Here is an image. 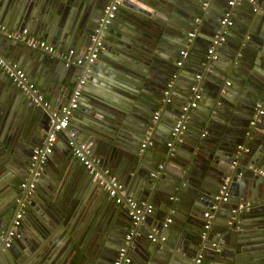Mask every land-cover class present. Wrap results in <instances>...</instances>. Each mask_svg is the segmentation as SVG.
<instances>
[{"label":"water","instance_id":"1","mask_svg":"<svg viewBox=\"0 0 264 264\" xmlns=\"http://www.w3.org/2000/svg\"><path fill=\"white\" fill-rule=\"evenodd\" d=\"M24 1L0 0V23L8 31L23 25L26 33L61 48L75 47L78 53L88 48V37L106 3L65 0L59 8L60 0H37V6L41 1V8L47 4L48 10L45 16H34L26 7L22 10ZM141 1L152 13L129 10L124 20L116 18L122 24L119 32L110 22L98 57L87 67V82L117 86L121 100L110 103L97 94L80 95L76 114L58 133L66 148L52 169L55 175L76 167L71 149L83 144L102 179L109 183L115 175L113 181L122 180L130 192L121 195L117 189L119 206L111 200L109 209L91 224L90 219L82 226L73 225L84 199L79 189L60 199L42 188L40 172L54 177L46 168L52 154L39 166L32 164L30 156L35 146L43 144L50 109L36 105L31 92L15 96V86L0 71V106L11 98L14 104L20 102L18 115L22 108L25 112L19 126L17 121L9 122L7 113L0 115V264L40 260L42 250L57 238L63 241L56 251L58 264H113L121 247L129 257L128 263L121 264H191L198 255L201 264H264V234L250 230L258 223L256 205L238 207L249 198L250 187H259L264 198V181L253 171L264 170V112L254 127L248 126L264 84V47L256 45L264 32V15L252 8L254 4L264 7V0H237L232 6L227 0ZM226 12L233 13L231 24L207 56L212 40L222 36L218 22ZM124 25L133 33L125 31ZM189 32L192 37H187ZM26 48L32 49L0 33V58L7 65L19 64L17 58ZM32 50L41 55L36 60L43 65L42 72L52 79L56 75L59 91L68 90L75 81L73 71L79 74L83 69ZM196 93V105L183 112L184 130L171 137L181 108ZM162 98L167 108L176 98L178 107L170 114L166 108L161 110L150 131L152 143L140 147L148 119ZM169 141L172 150L166 145ZM237 146L246 151L236 154ZM154 148L160 152L155 157ZM87 173L77 174L79 186L90 183L92 175L88 173V178ZM223 180H227L225 201L215 198ZM126 198L138 205L148 203L152 211L131 225ZM19 209L24 210V221L5 247L7 230ZM166 218L170 221L162 226ZM88 236L91 244L76 256L79 237ZM52 246L51 254L56 249Z\"/></svg>","mask_w":264,"mask_h":264},{"label":"crops","instance_id":"2","mask_svg":"<svg viewBox=\"0 0 264 264\" xmlns=\"http://www.w3.org/2000/svg\"><path fill=\"white\" fill-rule=\"evenodd\" d=\"M105 1H107V0H104V2ZM245 1L247 3H250L248 0H245ZM64 2H65V0H60L61 4L58 3L57 6L60 8L64 4ZM123 3H125L126 5ZM18 4H20L19 0H18ZM121 4H123V5L119 6L115 17L111 21L112 23H114V25L112 27L114 31L119 32L120 28L122 27V24L120 23V21H117L116 18H120V19L124 20L125 15L128 14L129 10L130 11L133 10V12H139V11H134V9L138 8V9L147 11L149 13H152L150 8H147L148 7L147 4L143 3L141 0H123ZM256 5H259V4H256ZM25 7H26V10L27 11L29 10L30 12H32L34 14V16H41V14H43L45 16V13L47 14V10H48L47 4L46 5L43 4V6L41 8V1L37 6V0H36V4H35V0H25L23 3V6H22V10ZM256 13H258V12H256ZM261 14L264 15L263 13H261ZM124 26H123V28H126L125 31H128V33L132 32V29L130 27H128V26L124 27ZM22 29H25L27 32V28H25L23 25L18 30H11V31H22ZM167 29H169V28H167ZM27 34L34 36V37H37L33 33H27ZM200 36H201V38L205 37V35H203L201 33H200ZM187 37H188V35H187ZM257 40H259V42L256 43V45L258 47H260V44H261V46L264 47V32H262V35H259V37H257ZM54 46L58 49H65V48H63V47L61 48L60 46H57V45H54ZM86 50H87V47H86V49H84V51L82 53L86 52ZM75 52L78 55L82 54V53H78L77 51H75ZM37 54H39V53H37L36 51H33L32 49L26 48L20 54V57L17 58L18 59L17 61L19 62V64L16 63V65L13 64V66H15L18 69H21L25 73L28 80L33 83L35 93L40 95L42 97V99L47 101L49 109H58V107H61L62 105H64L63 103L68 100L73 84L71 83L70 88L68 90H65V92H62L61 90L59 91V85H58L57 80L55 78L56 75H54V79H52L49 77L50 73L44 74V72H42L41 69H43V65H41L39 62H37V60H36ZM39 56H41V55L39 54ZM27 72L30 73L29 76H27ZM73 72H72V74H74L73 75L74 80H76L79 77V75H81L82 70H80L79 74H78L77 70H74ZM205 73H207V72H205ZM118 89L119 88L115 85L106 87L103 84H101L99 81H91V82L88 81L87 82V75H86V81L81 88L80 95L88 98V97H92L93 94H97L101 98H103L104 100H106L110 103H113V102H119L121 100V94L119 93ZM199 90L203 91L204 89L200 87ZM61 92H62V94H61ZM14 93H15V96H17V94H19L21 96V94L23 92L18 90L15 87ZM79 98H80V96H79ZM175 99L176 98H173V99L171 98L170 103H168V108L165 107V105H166L165 104L166 103L165 98L160 99L159 102H156L157 107L155 108L154 111H158L159 115H160L161 110L166 108V112L168 114H170L169 111L172 112V110L174 108L178 107L177 106L178 103L176 102ZM7 101L8 100H6V102ZM13 101L14 100L10 98L9 103H7L6 105H5V103L1 104L0 115L5 116L7 113V118L9 120V122L17 121V124H18L20 121L23 120V116H25V112L23 111V108H22L20 114L18 115L20 102H16L14 104ZM7 105L9 106V109L6 108ZM78 105H79V103H78ZM77 108L72 112L70 118L74 114H76V112L78 110ZM3 112H4V114H3ZM151 116L148 119L149 124H151V122H150ZM69 124H70V121H68V125ZM19 125L20 124H18V126ZM9 126L10 125L8 124L5 127V133H7ZM204 133H205V131L200 133L199 136L201 137L202 135H204ZM43 135H44V132H43ZM57 140H58V142H57L58 145H55L54 149H52L51 153L48 154V155L52 154V159L48 161V165H47L48 167H46V168H49L51 170L50 172L54 175V177H52L48 173H45V176H44V174L41 175L42 173L40 172L39 175L42 176V182H43V183H41V186L46 191L52 190V192H54L53 194L57 195V198H60V199L63 197L70 196V192H72V190L76 191L79 189V191L82 193L81 197H82V199L84 197V199L81 201L79 210L77 211V213H75L74 219H76V220H74L73 225L82 226L81 224L84 222V220L89 221L90 219H91V221H90V224H91V222L96 221V219L98 218V215L105 213L107 208L109 209V206L111 205V203H110L111 200L114 201V204H116L117 207L121 203V200L119 199V202H116L115 201L116 198H119V197H117L116 194L114 196L108 195L107 190L105 188H103L102 185L98 184V182L95 179H93V177L90 178L88 173L86 174V176H88V178H90V183H88L86 185L81 184L79 186L80 181H78L79 179L76 178V176H77V174H79L82 177L87 170L84 167H82L80 164H78L76 162L77 160L75 158L72 159V160H74V162L76 164V167L74 169L73 168L68 169L61 176L55 175V171L52 169H55L54 168L55 164L60 163V157L63 156L62 152L66 148L65 147V141L59 140L58 135H57L56 141ZM87 149H88V147H87ZM170 150H172V149H170ZM88 152H89V149H88ZM155 154H160L159 150H157L156 148L153 149L152 156L155 157ZM44 164L45 163L43 162L41 165H44ZM158 167H160V166H158ZM42 170H43V168H42ZM95 171L98 172L96 169H95ZM33 178L35 179V177H33ZM70 178H72V180H70ZM113 178H115V180L117 179V177L115 175H113L112 178H110V179L113 180ZM118 181H119V179H118ZM115 184H116V190L118 189V191L120 192L121 195L124 193L130 195V192H128L127 187H125V184H123L122 180H120L119 182H116ZM250 188L251 189H249V192H250L249 198H247L246 201L249 204L251 203V204L256 205L255 208L258 210L257 213H255V214H258V216L254 217V219H258V223L253 225L250 228V230H254L256 232L260 231L262 234H264V222L259 221V219L264 220V210L262 209V206H264V198L262 196V192L259 189V187L258 188L257 187L256 188L250 187ZM59 196H61V197H59ZM128 200L129 201H135L137 203V201L134 199L126 198L125 204L127 203V205H128ZM242 203H244V202H242ZM17 212L21 213L20 222H21V220L24 221V219H23L24 210L19 209ZM20 222H19L18 227L20 226ZM0 226H1V224H0ZM78 230H80V229H78ZM87 231H89V230H87ZM14 236H16V235H14ZM62 243H63V241H61V239H59V238L53 239L51 244L49 245V247L44 248L42 250L40 260H37V261L29 260V262L25 263V264H58V262H59L58 258L60 255H59V253H56V251L58 249L61 250L60 247H61ZM78 243H79L81 248L77 249L76 256L82 254L81 253L82 248L88 247L89 244H91V238H90V236H88L86 238L82 237V239L79 237ZM52 245H54V247H56V249L51 254L50 248ZM54 247L52 246V250H54ZM15 264H18V263H15Z\"/></svg>","mask_w":264,"mask_h":264},{"label":"built area","instance_id":"3","mask_svg":"<svg viewBox=\"0 0 264 264\" xmlns=\"http://www.w3.org/2000/svg\"><path fill=\"white\" fill-rule=\"evenodd\" d=\"M123 0H107L102 9V17L100 22L97 26L93 29L92 33L89 35V45L86 52L82 54H76L73 48L68 49H58L54 45L44 41L41 38L34 37L28 35L25 30L22 31H8L3 24L0 23V33L4 34L6 37L12 40H19L22 41L27 47L36 49L44 54H47L52 57H56L64 62V65H75V66H82V73L79 77L74 81L71 89L70 96L66 102V104L62 105L58 109H50V121L48 124V128L44 132V139L43 144L41 146H35L31 151L30 160L32 164L41 165L46 156L51 153L53 149V145L56 141L57 135L60 129L65 128L68 125L69 118L72 112L78 107L79 103V96L81 92V88L86 81V75L88 72V65L93 64L98 57L101 49H102V42L104 40V32L107 26L110 24L112 19L115 17L116 12L122 3ZM237 0H227V4L232 6ZM250 3H253L254 0H248ZM205 4V2H203ZM253 11L260 12L264 14V7H260L259 5L254 4ZM233 17L232 12H226L219 20L218 25L221 31L222 36H216L210 46L207 48V56H210L213 52V47L220 44V42L224 39L223 33L225 32L226 28L230 26L231 19ZM188 37L193 36V32H189ZM182 56L185 55V51H180ZM178 65L181 64V61L176 62ZM0 70L3 71L6 76L11 80L13 85L23 93L28 94L29 92L32 93L31 100L36 105H41L42 107L48 108V103L42 97L35 93L33 83L28 80L25 73L21 70L16 68L15 66L7 65L2 59H0ZM198 78V76H195ZM192 89H195L194 87ZM166 93V92H165ZM199 95L196 93L194 94L192 100L181 108L182 113L179 115L175 125L172 128L170 133L171 137H176L177 134L181 133L184 130V120L185 115L184 111L187 110L189 107H194L197 103ZM264 112V85L262 87V94L261 98L256 102L251 117L248 121V126L254 127L257 122L260 120V116ZM159 117V112L154 111L151 116L150 122L146 129V136L143 138L142 142L140 143V147H145L152 143L150 137V131L153 127V124L157 121ZM69 145H72L70 141H68ZM170 149L172 148V142L169 141L166 143ZM246 151V148L243 146H237L236 154H240L241 152ZM72 156L77 160V162L84 167L88 173H90L95 179L98 184L102 185L103 188L107 190L108 195L114 196L116 193V184L113 182L112 179L109 180V185L101 178V175L95 171L91 161L88 158V149L85 145L80 144L78 147H72L71 149ZM235 163V162H233ZM256 173H258L262 180L264 181V170H259L254 168ZM39 171L37 170L34 175H38ZM32 183L29 184V188H32ZM23 186V184H22ZM226 186L227 180H223L222 183L219 185L217 195L215 198L221 201H225L227 199L226 193ZM116 202H119V198H116ZM249 203L245 201L244 203H239L238 207H246ZM128 206L130 210L128 211V215L131 219V225H136L138 218L143 214H149L152 211V206L148 203H142L138 205L135 201L128 200ZM21 218V213L17 212L12 220V224L10 228L7 230L6 238L4 242V246H8L10 243L11 238L15 235L17 227L19 225ZM170 221L169 218L165 219V222L162 226H166V224ZM206 228L207 225H204ZM130 237V233L125 235V238L128 239ZM148 237H151L148 235ZM161 239H163L161 237ZM129 257L125 253V248L121 247L118 250L117 258L114 260L113 264H121V263H128ZM201 256L198 255L196 258L193 259L191 264H201Z\"/></svg>","mask_w":264,"mask_h":264},{"label":"rangeland","instance_id":"4","mask_svg":"<svg viewBox=\"0 0 264 264\" xmlns=\"http://www.w3.org/2000/svg\"><path fill=\"white\" fill-rule=\"evenodd\" d=\"M206 225V224H205ZM205 228V227H204ZM207 228V227H206Z\"/></svg>","mask_w":264,"mask_h":264}]
</instances>
